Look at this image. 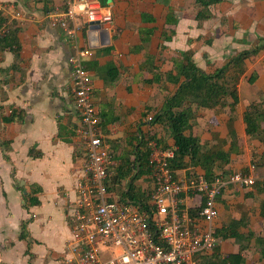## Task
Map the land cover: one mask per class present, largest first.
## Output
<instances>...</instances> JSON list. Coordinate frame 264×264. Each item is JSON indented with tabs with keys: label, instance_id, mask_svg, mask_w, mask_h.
Here are the masks:
<instances>
[{
	"label": "crops",
	"instance_id": "crops-1",
	"mask_svg": "<svg viewBox=\"0 0 264 264\" xmlns=\"http://www.w3.org/2000/svg\"><path fill=\"white\" fill-rule=\"evenodd\" d=\"M66 2L0 0L1 17L18 27L19 48L17 58L10 50L0 48V264H62L61 255L70 237L66 215L76 198L74 172L82 161L73 137L78 116L69 78V58L74 51L63 32L47 20L50 13L63 9ZM101 2L110 9L112 24L97 29L90 37L80 33L78 42L82 47L92 43L93 55L87 62L93 66L89 69L93 103L101 116L100 127L102 124L106 127L101 129L103 140L111 149L113 141L124 138L134 127L144 129L146 118L153 113L150 110L159 107L175 88L162 81L158 89L155 84L146 82L152 75L140 71L145 55L158 56V52L155 41L138 52L141 45L139 30L153 26L161 28L166 8L156 0ZM172 5L177 8L176 15L181 12L182 16H177L172 40L162 43L163 71L168 70V61L173 54L192 51L196 65L211 72L237 53L264 41V0H223L209 8L210 18L202 22L194 18L192 0H172ZM142 12L152 14L157 23L143 24L140 20ZM16 14L20 18H16ZM206 35L211 36L208 38L212 39L210 44L204 42L208 40ZM107 48L112 49V54L103 51ZM13 65L15 67L11 69ZM112 67L117 69L116 79L108 82L110 77L106 71ZM232 76L233 70H230L227 80L231 81ZM251 77L253 81H250ZM236 88L238 104L232 127L243 140V154L230 155L227 164L214 169L215 175L223 179L230 172L248 168L253 150L258 153L264 150L260 142L245 135L243 122L246 106L264 102V49L245 61ZM11 109L24 111V120L3 123L2 116L6 117ZM226 115L227 108L198 113L194 135L202 143L220 146L226 152L229 147L224 129ZM58 123L63 127L64 138L72 133L68 142L57 138ZM220 141H224V145H218ZM29 149L40 152V157L29 156ZM187 171L178 172L177 178H186ZM194 172L202 173L199 168H194ZM253 176L255 185L252 188L230 187L217 197L216 231L241 220L236 230L239 236L262 232L264 162L262 167L255 168ZM124 185L111 189L112 199L120 200L126 190ZM32 187L41 191L34 196L39 202L37 205L24 200L25 195L31 194ZM149 187L150 180L146 175L135 182V188L140 191ZM186 204L193 210L197 208L193 198L186 200ZM21 224L25 227L24 239L19 238ZM241 244L247 248L241 254L243 262L240 264H263L254 238L247 241L222 238L213 258L200 257L199 262L223 264V259L236 254Z\"/></svg>",
	"mask_w": 264,
	"mask_h": 264
},
{
	"label": "built area",
	"instance_id": "built-area-1",
	"mask_svg": "<svg viewBox=\"0 0 264 264\" xmlns=\"http://www.w3.org/2000/svg\"><path fill=\"white\" fill-rule=\"evenodd\" d=\"M47 20L63 32L74 51L69 58L78 116L73 137L82 159L74 172L76 198L66 215L70 237L61 255L62 264H199V258L210 256L222 239L214 226L217 197L227 186L252 188L255 166L251 164L247 173L235 171L225 179L218 175L211 181L201 175L173 179L169 169L173 150L162 149L150 140L151 182L146 207L109 197L106 181L113 157L95 115L92 77L84 66L93 55L92 43L82 47L78 35L90 37L97 31L92 26L101 29L111 25L113 15L101 0H67L63 9L50 13ZM106 32L111 34L107 28ZM7 33L6 27H0V37ZM151 119L148 116L146 122ZM195 196L201 198L195 206L198 210L186 204Z\"/></svg>",
	"mask_w": 264,
	"mask_h": 264
},
{
	"label": "trees",
	"instance_id": "trees-1",
	"mask_svg": "<svg viewBox=\"0 0 264 264\" xmlns=\"http://www.w3.org/2000/svg\"><path fill=\"white\" fill-rule=\"evenodd\" d=\"M222 1L192 0L195 20L202 22L209 19V8ZM156 2L166 8L162 26L161 28L153 26L139 30L141 45L138 48V52H141L146 45L155 41L158 56L145 55V61L140 71L145 70L152 75L149 80H146L150 85L155 84L160 89V84L163 81L173 86L175 90L170 96L163 99L159 107L150 110L153 112L151 115L152 119L149 123H146L147 126L144 129L136 126L124 138L112 142L111 154L113 157V165L110 170L111 175L106 181L109 197L112 196V188L124 183L126 190L121 194L120 201H129L141 208L146 207L148 188L140 191L135 188V182L143 175L148 176L150 172L148 164L149 152L147 150L148 141L153 140L162 149L173 150V157L169 160V169L173 179H177L178 172L182 170H188L187 177L193 176L189 172V168L191 167L193 169L199 168L202 171L199 175L211 181L217 176L214 173V169L227 164L230 155L240 156L243 154V140L238 138L234 127H232L235 120V109L238 104L236 84L244 72L245 61L250 60L264 49V41L262 40L253 48L243 50L229 58L222 67L216 68L211 72H206L196 65L193 61L192 51H181L171 56L168 61V70L163 71L162 65L165 62L162 58L164 51L162 43L170 42L175 35V28L178 24L176 15L177 8L175 5H172V0H156ZM140 20L143 24L154 25L157 23V18L146 12L140 14ZM0 27H6L8 29V33L0 37V48L10 50L17 58L19 48L16 33L18 27L14 23L9 24L7 19L5 20L1 17V13ZM211 41L212 39H208L204 42L210 44ZM103 51L108 55L112 54L111 48ZM88 62H85L84 66L89 71V69L92 70L91 67L93 66L88 64ZM14 67L15 65L11 66V69ZM230 70H233V76L231 81H228L227 75ZM112 71H114L113 74ZM116 71L117 69L115 67L106 71V74L110 77L108 82L115 81ZM250 81H253V77L250 78ZM218 108H227L226 127L224 129L227 132L229 147L226 152L221 150L220 146L218 148L215 146L210 147L207 143H202L193 133L198 113L212 111ZM95 111V115L100 121L101 116L96 107ZM24 117V111L11 109L6 117L2 116V122L5 124L22 122ZM113 120L111 119V121ZM243 122L245 124V135L249 138L256 139L264 146V102H253L246 106L243 113ZM102 126L101 129L104 130L106 128L105 124H102ZM71 134H66L67 138H64L63 127L58 123V139L68 142V137ZM168 140L171 142L168 143ZM218 145H224V141H220ZM28 154L33 158H38L41 155L35 149H29ZM251 156V164L255 168L262 167L264 150L260 153L253 150ZM4 157L8 159L6 155ZM234 172H230L229 174ZM241 172L246 173L247 168H244ZM230 187L232 186L225 187L221 193ZM40 192L39 188L32 187L31 194L25 195L24 200L26 199V202L30 205H37L39 202L34 196ZM196 210L198 209L196 208ZM261 214L263 221L264 212L262 211ZM241 223V220H239L238 224L232 223L228 227L218 230L217 234L223 239L241 238L247 241L248 238H254L259 257L264 264V226H262V232L259 235L249 233L247 237H241L236 233L237 227ZM24 229V225L21 224L20 239H24ZM246 248L247 245L241 244L239 251L236 254L227 255L222 263H242L243 259L241 254ZM215 250L207 257L213 258ZM201 263L204 264L203 262ZM201 263L199 262V264ZM210 263L211 261H208L206 264Z\"/></svg>",
	"mask_w": 264,
	"mask_h": 264
},
{
	"label": "rangeland",
	"instance_id": "rangeland-1",
	"mask_svg": "<svg viewBox=\"0 0 264 264\" xmlns=\"http://www.w3.org/2000/svg\"><path fill=\"white\" fill-rule=\"evenodd\" d=\"M182 1H185V0H182ZM186 7V6H185ZM180 10V9H179ZM177 16L178 17H181L182 16V14H181V12L180 13H177ZM113 33V32H112ZM80 34V33H79ZM211 36L210 35H206L205 36V39H208V38H210ZM93 101V100H92ZM148 116H151V115H148ZM171 141L170 140H168V143H170ZM191 168V167H190ZM189 168V169H190ZM190 172H192L193 173V176H197V175H199V174H197V173H195L194 172V169H191L190 170ZM193 199L195 200V202H196V204H199L200 202H201V198L200 197H198V196H195V197H193ZM229 239V238H228Z\"/></svg>",
	"mask_w": 264,
	"mask_h": 264
},
{
	"label": "water",
	"instance_id": "water-1",
	"mask_svg": "<svg viewBox=\"0 0 264 264\" xmlns=\"http://www.w3.org/2000/svg\"><path fill=\"white\" fill-rule=\"evenodd\" d=\"M92 29L93 30H97V29H99V26L98 25H94V26H92Z\"/></svg>",
	"mask_w": 264,
	"mask_h": 264
}]
</instances>
